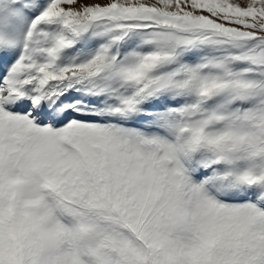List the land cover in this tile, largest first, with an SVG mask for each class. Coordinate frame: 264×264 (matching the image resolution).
I'll return each instance as SVG.
<instances>
[{
	"label": "snow or ice",
	"instance_id": "snow-or-ice-1",
	"mask_svg": "<svg viewBox=\"0 0 264 264\" xmlns=\"http://www.w3.org/2000/svg\"><path fill=\"white\" fill-rule=\"evenodd\" d=\"M0 264H264V0H0Z\"/></svg>",
	"mask_w": 264,
	"mask_h": 264
}]
</instances>
